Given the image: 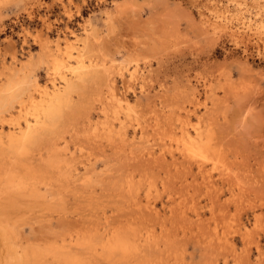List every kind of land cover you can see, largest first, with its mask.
Listing matches in <instances>:
<instances>
[{"label":"rangeland","instance_id":"374dc122","mask_svg":"<svg viewBox=\"0 0 264 264\" xmlns=\"http://www.w3.org/2000/svg\"><path fill=\"white\" fill-rule=\"evenodd\" d=\"M6 1L0 264H264V0Z\"/></svg>","mask_w":264,"mask_h":264},{"label":"bare ground","instance_id":"6f19581e","mask_svg":"<svg viewBox=\"0 0 264 264\" xmlns=\"http://www.w3.org/2000/svg\"><path fill=\"white\" fill-rule=\"evenodd\" d=\"M191 1V0H190ZM206 1V0H205ZM211 1H213V0H211ZM242 1H244V0H242ZM241 1V2H242ZM253 0H251V2H252ZM6 0H0V9H1V7H3L5 4H6ZM195 2V1H194ZM203 2V1H202ZM263 2V1H262ZM213 3V2H212ZM215 3V2H214ZM214 3H213V5H214ZM239 4V3H238ZM253 4V3H252ZM257 4V3H256ZM260 4V3H259ZM263 5H264V3H262ZM194 5V4H193ZM234 5V4H233ZM242 5V4H241ZM254 5V4H253ZM261 5V4H260ZM259 5V6H260ZM217 6H219V5H217ZM243 6V5H242ZM262 6V5H261ZM210 7H212V6H210ZM223 8V7H222ZM234 8H236V7H234ZM257 8V7H256ZM228 9V8H227ZM211 10H213V11H215V13H217V14H221V12H219L218 10L219 9H216L215 8V6H214V8H212ZM240 10V9H239ZM239 10H238V13H239ZM242 10V9H241ZM262 10V9H261ZM221 11V10H220ZM257 11V10H256ZM202 12V11H201ZM257 13H259V12H257ZM203 14V13H202ZM223 14V13H222ZM240 14V13H239ZM262 14V13H261ZM264 14V13H263ZM204 15V14H203ZM202 15V16H203ZM238 15V14H237ZM199 17V16H198ZM217 18H218V16H217ZM201 20H203V19H201ZM222 22V21H221ZM211 23V29H212V31H216L218 28L216 27V26H218L217 25V23H215V22H210ZM209 23V24H210ZM263 23V22H262ZM264 24V23H263ZM261 25V24H260ZM244 26V25H243ZM209 27V26H208ZM228 27V26H227ZM231 27V26H230ZM225 28H226V26H225ZM249 28V27H248ZM264 28V27H263ZM210 29V30H211ZM229 29V28H228ZM230 30H232V29H230ZM244 30V29H243ZM262 28H260V31L262 32ZM236 31H237V29H236ZM242 31V30H241ZM220 32V31H219ZM261 32H259V31H257V33H261ZM248 33V32H247ZM256 33V34H257ZM241 34V33H240ZM250 34V33H249ZM243 35V34H242ZM245 35V34H244ZM255 35V34H254ZM261 35V34H260ZM236 36H237V34H236ZM246 36V35H245ZM249 36V35H248ZM252 36V35H251ZM239 37V36H238ZM241 37V36H240ZM247 37V36H246ZM246 37H244V38H246ZM262 37H264V34H263V36ZM250 38V37H249ZM263 39V38H262ZM79 61L80 60H78V65H77V68H83V64L82 63H79ZM76 66V65H75ZM60 67V66H59ZM70 67V66H69ZM81 70V69H80ZM9 82H10V80H9ZM63 83V82H62ZM1 91V90H0ZM39 94H42L43 93V95H45L46 97H47V99L45 100V101H56V100H58L59 99V97H60V95H61V90H59V89H57V88H53V90H46V89H44V90H41V91H39L38 92ZM112 93V92H111ZM115 98H116V100L117 101H124V102H126V104H127V101L126 100H124V99H121L120 97H117L114 93L112 94ZM111 95V96H112ZM44 96V97H45ZM112 96V97H113ZM15 97V96H14ZM38 97V96H37ZM113 97V98H114ZM18 99L20 98V97H17ZM15 99V98H14ZM20 100H22V99H20ZM24 100V99H23ZM31 100V99H30ZM33 100V99H32ZM23 102H19V109L18 110H16L17 112H20L21 110H22V104ZM44 107H45V105H44ZM40 108V107H39ZM15 111V112H16ZM46 116V115H45ZM36 121V120H35ZM37 124V123H36ZM15 128V127H14ZM17 128V127H16ZM15 128V129H16ZM11 130V129H10ZM16 131V130H15ZM19 132V131H18ZM27 133V132H26ZM203 146L201 145V146H199L198 148H197V151H198V154L199 155H202V153H203ZM198 166H200V165H198ZM115 240V239H114ZM113 240V241H114ZM110 242V241H109ZM115 245V244H114ZM15 256V255H14ZM22 257V256H21ZM32 257H33V255H32ZM60 259V258H59ZM18 262V261H17ZM16 262V263H17ZM18 264V263H17ZM19 264H21L20 262H19Z\"/></svg>","mask_w":264,"mask_h":264}]
</instances>
